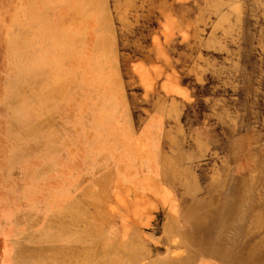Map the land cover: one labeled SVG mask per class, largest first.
Returning <instances> with one entry per match:
<instances>
[{"label": "rangeland", "instance_id": "rangeland-1", "mask_svg": "<svg viewBox=\"0 0 264 264\" xmlns=\"http://www.w3.org/2000/svg\"><path fill=\"white\" fill-rule=\"evenodd\" d=\"M220 251L264 264V0H0V264Z\"/></svg>", "mask_w": 264, "mask_h": 264}, {"label": "bare ground", "instance_id": "bare-ground-1", "mask_svg": "<svg viewBox=\"0 0 264 264\" xmlns=\"http://www.w3.org/2000/svg\"><path fill=\"white\" fill-rule=\"evenodd\" d=\"M43 2L44 1H47V0H42ZM50 1V0H49ZM55 2V1H54ZM48 4V2H47ZM50 4V3H49ZM43 37V36H42ZM39 38V37H37ZM33 38H27L26 40H28V43L31 44V47H32V44H33ZM39 43V42H38ZM28 45V44H27ZM40 45V44H39ZM45 45V44H44ZM56 45V44H55ZM59 45V44H58ZM41 47V46H40ZM57 47V46H56ZM65 48V47H64ZM44 51V49H43ZM30 51L29 49L27 51H25V54H20L17 55L18 57V60H25L26 63H27V60L29 59V56H30ZM60 53V52H59ZM72 55V54H71ZM13 56V55H12ZM45 59H46V55L44 53L41 54V56H36L34 58V63H33V69H36L38 67V65H40L41 63L45 62ZM55 59V58H54ZM50 62V61H49ZM48 65V64H47ZM30 66V65H28ZM49 66V65H48ZM42 68V67H41ZM44 68V67H43ZM53 69V68H52ZM61 69V68H60ZM50 70V69H49ZM28 72L31 74V72H33L32 68L30 69H26L24 68L23 66H19L18 65V72L21 73V72ZM64 74V73H63ZM60 76V75H59ZM227 185V184H226ZM229 196L230 198L229 199H225L223 202H222V206L220 207V209L218 210V213H217V216H214L215 218H218L220 219L222 222H227V223H230L233 219L234 221H237V217L239 216L240 212L242 211V208H241V205L243 204L242 200L243 199H239V196L237 194V191H236V188L232 185L230 186V190H229ZM215 206V203L212 205L211 207V211H208V215L213 212L212 210H214ZM187 211L184 212L183 214V217H186L185 219L187 221H191L192 217H193V213L192 211L190 212V210L187 208L186 209ZM212 216V215H211ZM238 222V221H237ZM222 224V223H221ZM226 225V224H225ZM224 227V225H223ZM194 228H198L196 230V236L195 237H198L200 235V232L199 231L201 228L202 229V226H196ZM225 228V227H224ZM224 228L221 229V231L223 232ZM227 228V227H226ZM231 230L234 231L236 234H239V233H242L243 231V228L241 226V224L239 223L236 227H231ZM199 231V232H198ZM231 232V231H230ZM219 234L221 232H218ZM223 234V233H222ZM222 236V235H220ZM219 238V237H218ZM223 238V237H221ZM225 239V238H223ZM226 240V239H225ZM219 259H220V262L222 264H241V262L243 261V255H242V251H236V252H229V253H224V251H220L219 252ZM124 258L126 259V261L128 262V264H131L133 262H135V260L137 259L136 256H130V257H125ZM124 263V261H123ZM107 264H112V262H108ZM121 264V263H120ZM172 264H175L174 262Z\"/></svg>", "mask_w": 264, "mask_h": 264}]
</instances>
